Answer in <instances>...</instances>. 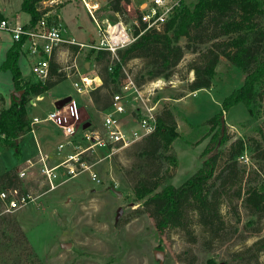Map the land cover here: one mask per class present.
<instances>
[{
    "label": "rangeland",
    "instance_id": "obj_1",
    "mask_svg": "<svg viewBox=\"0 0 264 264\" xmlns=\"http://www.w3.org/2000/svg\"><path fill=\"white\" fill-rule=\"evenodd\" d=\"M91 1L98 3L94 18L102 27L105 23L101 24V18L105 17L103 20L111 24L121 20L129 31H133L138 16L147 13L145 3L150 0H132L133 3L130 1L124 6V14L116 17L107 10L105 0ZM164 1L170 6L179 3L189 5L195 0ZM64 2L58 0L53 4L49 16L58 20L56 13L60 9L59 19L67 35L77 42L97 44L95 23L82 1ZM141 2L144 5L141 9L137 8ZM19 4L20 0H0L4 17L15 18L18 25H24L30 17L19 12ZM11 42L10 35L0 31V98L4 106L8 105L11 94L17 92L11 73L1 69ZM184 43L182 38L180 44ZM194 45L196 51H186L168 79L156 78L144 82L162 81L151 92V99L158 115L169 112L174 119L177 137L168 153L174 161L142 159L143 141L139 140L116 148L110 156L98 149L96 155L101 159L98 163H95L96 155L88 153L81 156L87 163L93 164L91 170L97 181H92L87 172H82L65 182L56 180L52 191H47L46 181L41 177L35 182H22L20 191L30 192L38 198L12 214L0 216V264H264V252L257 253L252 248L255 241L264 237V218L248 224V212L241 198L236 196L237 190H240L243 197L248 183H259L264 177V154H261L264 150V107L251 114L245 106L238 104L221 114L224 118L221 132L226 141L220 149L226 150L241 139L246 150L238 159L235 168L237 176L227 179L220 189V213L226 229L219 238L210 239L193 214L188 216L184 229L171 228L160 234L143 208L132 201L133 187L142 175L163 179L161 189L167 184L181 185L201 166L204 149L213 145V134L217 128L221 129V123L212 126L206 121L220 112L223 99L243 83L245 75L220 57L210 88L191 92L188 86L195 76L189 65L199 66L202 63V55L210 43ZM61 48L64 50L65 46ZM96 53L83 49L78 57L81 73L88 78L96 77L102 65L109 66L108 57L97 62ZM35 58L20 52L17 66L25 82L37 81L31 73V63ZM85 64L88 70H85ZM146 69L144 59L128 61L123 66L124 77L117 90L125 79L140 82ZM99 79L96 77L94 81L100 86L102 81ZM68 97L75 100L79 110L86 112H82V120L101 129L99 109L89 94L80 96L75 92L69 78L43 93L42 100L36 102L34 108L27 106L26 111L28 115H39L43 119L52 111L56 101ZM89 98L92 109L87 106ZM126 109L128 114L136 116L135 105L129 103ZM76 144L86 146L81 140H76ZM3 152L0 148V174L4 166L10 165L7 158L15 159L1 156Z\"/></svg>",
    "mask_w": 264,
    "mask_h": 264
},
{
    "label": "trees",
    "instance_id": "obj_2",
    "mask_svg": "<svg viewBox=\"0 0 264 264\" xmlns=\"http://www.w3.org/2000/svg\"><path fill=\"white\" fill-rule=\"evenodd\" d=\"M44 1L47 0H21L19 12L29 15L28 24H35L51 10V7L42 8ZM105 1L109 12L121 16L125 12L124 6L131 0ZM3 18L0 14V20ZM132 35L135 40L125 49L117 50L114 58L108 52L96 51L97 62L105 57H108L107 63L109 61V66L102 65L97 73L101 85L89 93L99 112L106 110L112 94L119 92L117 88L124 77L123 66L128 61L136 58L146 60V72L140 82H136L140 86L148 80L168 79L186 51L194 53V44L205 43L210 45L202 55V63L199 66L189 65L195 76L188 86L191 92L210 88L220 57L245 75L242 85L223 99L220 112L206 123L218 126L222 112L238 104L245 106L251 114L264 107V0H195L189 5L179 3L172 8L159 30L147 27L139 15L138 26L133 27ZM182 38L185 39L184 45L180 44ZM20 47V42H12L1 65L2 70L11 73L15 91H21L19 97L12 95L7 108L0 109V147L12 149L15 155L19 154L17 140L28 124L25 106L30 98L42 95L66 79L62 73H58L59 65L51 59L49 77L43 83L24 82L17 66ZM176 137V125L171 113L157 114L154 131L141 140L140 157L151 162L162 158L174 161V157L168 153ZM212 140L213 145L206 147L202 153L204 159L201 166L181 185L167 184L159 189L163 179L145 174L137 179L132 201L143 208L160 234L171 228L184 229L190 214L195 216L197 224L210 239L219 238L224 233L226 225L220 213V189L227 179L237 176L235 168L246 147L238 139L228 149L221 150L226 139L220 128H217ZM261 154H264V150ZM220 161L222 163L218 165ZM21 186L22 182L14 169L0 174V189H19ZM236 196L241 198L248 212V224L264 218V177L259 183H248L243 197L240 190H237ZM252 248L257 253L264 252V237L255 241Z\"/></svg>",
    "mask_w": 264,
    "mask_h": 264
},
{
    "label": "built area",
    "instance_id": "obj_3",
    "mask_svg": "<svg viewBox=\"0 0 264 264\" xmlns=\"http://www.w3.org/2000/svg\"><path fill=\"white\" fill-rule=\"evenodd\" d=\"M57 1H44L41 4L42 8L52 7ZM81 1L95 23L98 34L97 44L93 42L81 43L73 37H67L63 24L59 20L50 19L48 13L42 15L33 25L28 23L18 25L15 20L3 18L0 20V31L7 32L12 42L21 43L20 52L31 56V58L36 57L31 63V73L37 81L43 83L49 77V63L53 59L59 65L58 73H62L66 79H72V86L78 95L86 96L93 90V86H99L94 81L98 76L88 78L81 73L78 63L80 52L83 49L105 51L114 58L116 51L128 47L135 37L121 20L113 24L105 22V27H102L94 18L98 3L91 0ZM145 5L148 9L147 13L140 14L141 21L145 22L147 27H155L159 30L172 8L177 4L167 6L164 0H150ZM133 25L138 26V19ZM62 46H65L64 50H62ZM152 85L153 82L138 86L132 79H125L119 92L112 94L110 106L99 112L101 129L94 128L90 122L81 119L77 104L71 98L61 107L54 106L45 118H33L27 124L25 128L35 135L36 125L42 122L52 123L66 139L64 144L58 146L59 149L70 145L71 139L78 131L81 133L80 140L86 145L79 148L75 155L69 156V160L73 162L70 166L63 162L54 168H48L45 156L40 151L38 152L37 161L41 164L40 175L46 181L47 191L55 189L56 180L65 182L82 172H87L92 181H97L95 173L91 170L93 164L87 163L81 156L88 153L96 155L98 149L106 151L110 156L116 148L126 147L142 140L154 131L157 109L156 105L152 103L151 96L153 94L151 92L157 87ZM40 100H42V95L31 97L27 106L34 107ZM129 103L137 107L136 116L128 114L126 107ZM85 124L88 126L83 129ZM94 158L95 163L101 161L97 155ZM33 165L34 163L26 161V167L16 171L18 178L22 179L26 170ZM61 167L62 169L56 172ZM37 198L38 196L30 194V192H21L18 188L0 189V216L12 214L16 210L34 203Z\"/></svg>",
    "mask_w": 264,
    "mask_h": 264
},
{
    "label": "crops",
    "instance_id": "obj_4",
    "mask_svg": "<svg viewBox=\"0 0 264 264\" xmlns=\"http://www.w3.org/2000/svg\"><path fill=\"white\" fill-rule=\"evenodd\" d=\"M64 1H65L64 2V4H65L66 2H69L71 0H64ZM20 2H21V0H20ZM131 2H132V0H131ZM143 3L144 2H141L137 6V8L141 9V7L144 5ZM19 8H20V4H19ZM59 10H58V14L56 13V17L60 21ZM50 13H51V10L48 12V16L50 15ZM110 13L113 17L118 16L117 14H114L112 12H110ZM0 14L4 17L1 7H0ZM4 18H7V17H4ZM49 18H50V16H49ZM104 18H101V24L108 22L107 20H103ZM8 19H10V18H8ZM10 20H15V18H13V19L11 18ZM66 36L70 37L69 35H67V33H66ZM11 44H12V42H11ZM22 80H23V78H22ZM23 81L25 82V80H23ZM14 93L15 92H13V94ZM13 94H11V96ZM10 101H11V99H10ZM10 101H9L8 105H5V106H4V103H2V105L0 103V109L7 108L10 104ZM88 101H89V103H87V106L92 109V107H93L92 102L90 100H88ZM2 102H3V100H2ZM34 107H32V108H34ZM26 108H27V104L25 106V109ZM79 111H80L81 116L83 113L86 114L85 111H82V110H79ZM26 117H27L28 123L33 118L41 119L39 117V115H28L27 111H26ZM24 131L25 132L17 140L18 149H19L18 155H15L12 149H3L2 147H0L1 150L5 151L1 154V156L8 155L9 158H11L10 156L15 158V159H13V161H12V159L7 158V161L10 163V165L4 166L2 173L5 170H9V169H14L15 172L17 171V169L22 170L26 167V161H30V162L34 163V165L31 168L26 170L24 177L22 179H19L24 184L28 183V182H35L36 180H38L41 177V175H40L41 164L37 161L38 160L37 154L39 151L42 153L43 156H45L47 167L48 168H54L63 162H66L65 164L70 166L73 162H72V160H69V156L75 155L76 150L79 148H82L80 145L76 144V140H80V135H81L80 131H78L76 133V135L71 139L70 145L64 146L63 148L59 149L58 146L60 144H64L66 139L61 135L60 131L50 122L40 123V124L36 125L35 126V135H32V133H30L26 128H24ZM61 169H62V167L59 170H56V172L60 171Z\"/></svg>",
    "mask_w": 264,
    "mask_h": 264
},
{
    "label": "water",
    "instance_id": "obj_5",
    "mask_svg": "<svg viewBox=\"0 0 264 264\" xmlns=\"http://www.w3.org/2000/svg\"><path fill=\"white\" fill-rule=\"evenodd\" d=\"M85 70H88V65L87 64H85ZM15 95H16V97H19L20 96V94H21V92H15L14 93ZM70 100V98L68 97V98H65V99H61V100H58V101H56L55 103H54V106H56V107H61V106H63L67 101H69ZM220 123H221V131H222V129H223V126H224V118L223 117H221V120H220ZM88 126V124H85V125H83V129H85L86 127ZM118 212H120V209H119V211Z\"/></svg>",
    "mask_w": 264,
    "mask_h": 264
},
{
    "label": "bare ground",
    "instance_id": "obj_6",
    "mask_svg": "<svg viewBox=\"0 0 264 264\" xmlns=\"http://www.w3.org/2000/svg\"><path fill=\"white\" fill-rule=\"evenodd\" d=\"M162 82V81H161ZM160 81L159 82H153V87H159V84L161 83ZM161 85V84H160Z\"/></svg>",
    "mask_w": 264,
    "mask_h": 264
}]
</instances>
